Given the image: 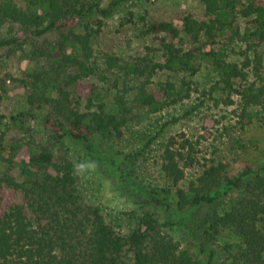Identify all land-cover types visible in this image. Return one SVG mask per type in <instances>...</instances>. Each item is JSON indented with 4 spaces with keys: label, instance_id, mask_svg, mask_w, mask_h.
Wrapping results in <instances>:
<instances>
[{
    "label": "trees",
    "instance_id": "16d2710c",
    "mask_svg": "<svg viewBox=\"0 0 264 264\" xmlns=\"http://www.w3.org/2000/svg\"><path fill=\"white\" fill-rule=\"evenodd\" d=\"M122 2L0 0V264H203L168 232L174 227L196 241L206 264H216L220 248V264H264V162L233 169L205 148L227 130L225 115H202L195 138L165 137L158 165L168 189L136 184L156 210H144L128 232L81 192L66 141L94 151L95 137L121 139L131 121H142L138 111L158 113L189 97L188 77L202 64L216 76L203 97L229 110L233 128L245 130L264 108V0H201L199 15L176 20L134 21L131 13L121 25L137 24L160 48L98 52L94 39ZM15 56L20 76L3 74ZM159 73L182 77L154 85ZM9 81L28 106L15 115L3 108ZM112 162L121 180L135 183ZM160 208L182 215L162 220Z\"/></svg>",
    "mask_w": 264,
    "mask_h": 264
},
{
    "label": "rangeland",
    "instance_id": "374dc122",
    "mask_svg": "<svg viewBox=\"0 0 264 264\" xmlns=\"http://www.w3.org/2000/svg\"><path fill=\"white\" fill-rule=\"evenodd\" d=\"M106 2L107 0H104V3ZM200 12L201 0H123L115 12L104 19V26L94 39V46L98 52L106 51L123 57L141 55L147 51V46L160 48L159 42L153 35L141 38L137 24L122 26L123 18H128L133 13L134 21L146 14L154 21L176 20L185 13L199 15ZM161 53V50L156 52V58L161 59ZM3 54L4 51L0 52V56ZM4 63L3 74L11 71L13 76H20L23 62L16 56ZM181 77V74L159 73L152 79L155 85L169 78L178 83ZM188 79L193 81L189 97L165 107L158 113L143 115V111H138L140 115L142 114V121H131L125 127L121 139L95 137L94 151H87L80 142L71 139L66 141L70 158L76 165L79 188L86 201L99 206L107 221L120 232L131 230L136 217L144 210H156L154 203L146 202L144 194L137 189L136 184L152 190L168 189L158 165L165 137L186 132L195 138L199 132V118L204 114L217 113L215 117L218 119L222 115L228 117L222 119L227 130L222 129L205 145L209 152L214 153L217 160L229 163L233 169L242 164L257 165L264 162V108L259 110L257 118L245 130L233 128L234 119L231 118L229 110L227 112L220 110L212 104V100L207 101L203 97L205 90L207 91L211 82L216 79L215 73L208 65L202 64L199 72ZM8 83L7 98L3 102L4 111L7 115H15L27 110L28 106L22 100L24 96L18 83L11 81ZM202 100L203 106L194 109ZM31 126L35 129L41 127L37 122ZM154 136L156 138L151 142L150 139ZM113 159L123 164V169L130 175L129 179H133L135 183L120 179L112 164ZM192 173L194 172H190ZM168 201L171 205L175 203L172 195ZM157 211L162 220L167 215H171L173 219L182 215L177 208H173L171 212H166L164 208ZM168 232L181 243L182 247L190 248L203 264H206L207 258L199 253L194 239L175 227ZM218 243L220 247L221 243ZM221 252L220 248L216 264H220L225 257Z\"/></svg>",
    "mask_w": 264,
    "mask_h": 264
}]
</instances>
